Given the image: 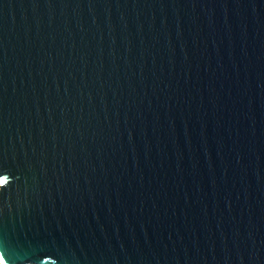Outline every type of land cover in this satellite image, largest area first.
<instances>
[{
  "label": "water",
  "instance_id": "water-1",
  "mask_svg": "<svg viewBox=\"0 0 264 264\" xmlns=\"http://www.w3.org/2000/svg\"><path fill=\"white\" fill-rule=\"evenodd\" d=\"M0 264H264V0H0Z\"/></svg>",
  "mask_w": 264,
  "mask_h": 264
}]
</instances>
